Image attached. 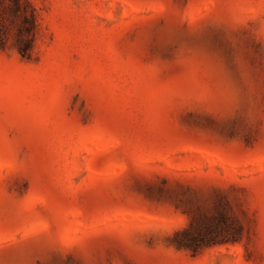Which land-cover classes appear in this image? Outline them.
Wrapping results in <instances>:
<instances>
[{"label":"rangeland","instance_id":"1","mask_svg":"<svg viewBox=\"0 0 264 264\" xmlns=\"http://www.w3.org/2000/svg\"><path fill=\"white\" fill-rule=\"evenodd\" d=\"M0 264H264V0H0Z\"/></svg>","mask_w":264,"mask_h":264},{"label":"trees","instance_id":"2","mask_svg":"<svg viewBox=\"0 0 264 264\" xmlns=\"http://www.w3.org/2000/svg\"><path fill=\"white\" fill-rule=\"evenodd\" d=\"M13 3L15 6V10L21 12L22 0H13ZM30 16L25 17L24 19L28 23V27L26 29L30 33H32L34 31V29L36 28V23H35V15L32 13ZM31 50H32V42L30 40L25 41V45L19 48V52L23 57L29 55Z\"/></svg>","mask_w":264,"mask_h":264}]
</instances>
